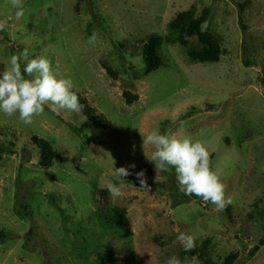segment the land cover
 Listing matches in <instances>:
<instances>
[{"label":"rangeland","instance_id":"obj_1","mask_svg":"<svg viewBox=\"0 0 264 264\" xmlns=\"http://www.w3.org/2000/svg\"><path fill=\"white\" fill-rule=\"evenodd\" d=\"M192 4L198 14L212 8L202 29L218 39L215 60L188 55L200 46L196 35H170ZM0 22V71L24 48L30 58L47 55L117 128L47 105L30 125L0 114V228L8 232L0 264H167L172 256L209 264L232 254L233 264H264V0H24L19 18L0 0ZM151 34L162 40L155 69L143 51ZM156 126L205 144L232 203L218 210L180 192L174 168L156 172L141 134ZM35 136L56 151L51 167L41 165ZM113 161L136 165L119 197L99 192L116 179ZM141 169L147 187L135 175ZM110 203L127 210L124 226L107 215ZM180 232L194 236L193 249Z\"/></svg>","mask_w":264,"mask_h":264},{"label":"clouds","instance_id":"obj_2","mask_svg":"<svg viewBox=\"0 0 264 264\" xmlns=\"http://www.w3.org/2000/svg\"><path fill=\"white\" fill-rule=\"evenodd\" d=\"M8 2L15 10L16 17L24 15V0ZM4 27L5 23L0 22V30ZM96 40L97 36L93 33L89 42L95 43ZM46 105L57 114L61 110L79 113L83 109L71 77L58 76L47 55L30 58L29 50L24 48L11 55L4 70L0 71V114L7 117L18 115L19 120L30 125L35 116L45 111ZM141 134L146 159L154 164L156 172L168 173L174 168L180 192L210 201L218 210L232 203L231 197H225L220 177L210 167V154L203 142L190 135H171L159 126L153 127L147 135ZM146 145L152 146L150 154L145 151ZM135 168V162L116 168L113 161L116 179L104 185L113 197L121 196V181L127 180L126 177ZM135 175L140 185L147 187L144 170L141 169ZM177 240L186 251L195 247L194 236L190 233L180 232ZM167 264H181V261L172 256L168 258Z\"/></svg>","mask_w":264,"mask_h":264},{"label":"trees","instance_id":"obj_3","mask_svg":"<svg viewBox=\"0 0 264 264\" xmlns=\"http://www.w3.org/2000/svg\"><path fill=\"white\" fill-rule=\"evenodd\" d=\"M212 8L210 6L205 7L201 13H197V6L192 4L187 10L180 11L177 16L170 22L169 24V32L172 38L179 42H184L185 37L187 35H196L200 42V46L196 48H190L188 50V55L193 59H199L202 61L215 60L219 54V42L213 33L205 31L202 29V24L208 19ZM161 37L156 34H151L148 36L147 41L143 45V51L145 53V61L146 65L149 69H155L162 64V58L159 54V46L161 45ZM250 58H244V64L246 66L250 65ZM110 70V69H108ZM80 103L83 105L82 111L88 117V120L96 126H103L106 128H110L112 130H117L116 126L103 114L99 113L95 107H93L89 100L77 93ZM126 99L129 102L137 99V95H132L129 91L124 93ZM34 143L38 145L41 155L40 162L44 167H51L54 164L55 157L57 155L56 151L53 149L51 143L46 139H42L40 137H36L33 139ZM6 146L0 145V150L3 151L6 149ZM1 157V154H0ZM101 195H106L108 192L107 189H99ZM52 201L54 197L51 196ZM107 215L114 223L124 226L128 221L127 210L121 208L116 205H108ZM8 236V232L5 228H0V239L5 240ZM264 243V239L260 241ZM208 246V241L205 244L203 252L206 251ZM259 246H255L254 249L251 250V254H253L256 250H258ZM206 255V253H205ZM236 254H232L224 257L223 263L220 262H209V264H233V260ZM204 255L202 254V257ZM44 264H49V262L45 261Z\"/></svg>","mask_w":264,"mask_h":264}]
</instances>
